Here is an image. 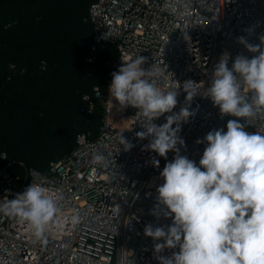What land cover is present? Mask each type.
<instances>
[{
	"label": "built area",
	"instance_id": "obj_1",
	"mask_svg": "<svg viewBox=\"0 0 264 264\" xmlns=\"http://www.w3.org/2000/svg\"><path fill=\"white\" fill-rule=\"evenodd\" d=\"M95 48L106 43L117 51L110 61L112 72L123 62L142 56L145 68L154 65L162 75L157 84L163 90H175L185 80L197 85L200 96L193 98L191 109L196 115L182 124L179 146L182 155L199 165L206 147L208 132L227 131L229 120L206 98L212 71L224 53L229 54L228 66L237 54L252 57V53L237 43L246 36L259 43L264 34V0H94L89 4ZM258 25L252 35L245 29ZM227 59V54L224 55ZM112 76L104 89L93 87L103 113L97 134L81 133L74 147L62 158L50 162L44 170L18 163L21 172L0 167V200L7 193L12 198L31 183L40 184L54 197H59L58 223H53L37 240L26 222L0 214V264H159L155 258L153 240L144 235V227L170 225L171 218L159 220L151 215L156 203V188L163 183L160 172L173 160L150 150H143L149 138L139 139L143 131L142 117L131 106L120 109L108 92ZM178 103L173 112L184 106L186 93L178 89ZM250 99L251 93L242 88ZM165 113L154 121L166 122ZM175 127V125L173 126ZM245 130L264 134V113L249 121ZM133 144L125 151L119 143L122 135ZM101 162H94L95 156ZM1 157H5L4 154ZM159 160V168L151 160ZM120 210L114 212L115 206ZM75 217V222H73ZM178 249H165L171 255Z\"/></svg>",
	"mask_w": 264,
	"mask_h": 264
},
{
	"label": "clouds",
	"instance_id": "obj_2",
	"mask_svg": "<svg viewBox=\"0 0 264 264\" xmlns=\"http://www.w3.org/2000/svg\"><path fill=\"white\" fill-rule=\"evenodd\" d=\"M256 26L245 31L252 35ZM258 39L254 44L246 36L237 37V43L254 55L237 54L229 68V54L224 53L214 66L206 98L219 108L221 116L242 118L244 123L229 120L227 131L212 130L203 140L198 139L197 144L206 142L199 165L178 147L185 145L179 135L182 124L196 115L191 102L200 96L199 83L185 80L180 84L186 93L184 106L173 112L180 87H159L162 73L154 65L145 68L144 57L123 62L111 73L110 99L120 109L135 108L143 118L140 126L144 130L135 134L141 140L149 138L143 150L165 159L170 151L175 153L159 174L163 183L156 188L151 210L158 220L171 218L172 223L144 227L159 264H264V134L245 130L250 120L264 113V34ZM242 88L251 93L250 99ZM165 113H171L165 123H154ZM119 143L125 151L133 147L123 134ZM102 160V156L94 157V162ZM151 164L159 168V160L153 158ZM9 196L6 191L0 200V214L26 222L37 240L58 223L59 197L50 195L42 185L31 183ZM119 210L116 205L114 212ZM165 249L178 251L166 256L162 255Z\"/></svg>",
	"mask_w": 264,
	"mask_h": 264
},
{
	"label": "trees",
	"instance_id": "obj_3",
	"mask_svg": "<svg viewBox=\"0 0 264 264\" xmlns=\"http://www.w3.org/2000/svg\"><path fill=\"white\" fill-rule=\"evenodd\" d=\"M92 1L0 0V167L44 170L97 134L117 51L93 46Z\"/></svg>",
	"mask_w": 264,
	"mask_h": 264
}]
</instances>
